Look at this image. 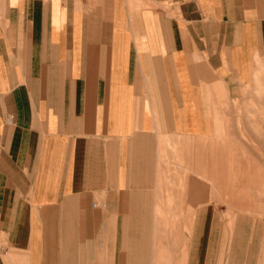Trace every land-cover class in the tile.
Returning <instances> with one entry per match:
<instances>
[{
	"label": "crops",
	"instance_id": "1",
	"mask_svg": "<svg viewBox=\"0 0 264 264\" xmlns=\"http://www.w3.org/2000/svg\"><path fill=\"white\" fill-rule=\"evenodd\" d=\"M0 264H264V0H0Z\"/></svg>",
	"mask_w": 264,
	"mask_h": 264
}]
</instances>
